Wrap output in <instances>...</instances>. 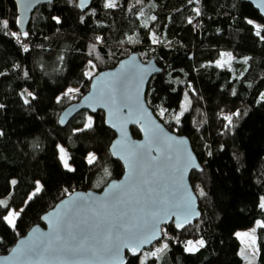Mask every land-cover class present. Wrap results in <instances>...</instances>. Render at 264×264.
Returning <instances> with one entry per match:
<instances>
[{
    "label": "trees",
    "instance_id": "16d2710c",
    "mask_svg": "<svg viewBox=\"0 0 264 264\" xmlns=\"http://www.w3.org/2000/svg\"><path fill=\"white\" fill-rule=\"evenodd\" d=\"M115 3L116 7L108 9L105 0H95L82 13L78 0H54L39 7L22 31L16 23V1L0 0V21L9 25L4 29L0 24V199L17 211L24 208L16 231L0 220V256L7 255L33 227H44L42 217L68 193H100L123 176L122 164L110 153L116 135L106 126L103 112H83L65 126L59 119L89 92L92 79L84 75L91 70L89 60L96 65V76L136 53L162 69L147 87L148 106L169 131L189 139L202 168L190 177L198 193L201 219L182 232L174 225L165 228L168 236L162 241L169 249L158 260L150 258L148 264H247L235 234L264 221V210L259 207L264 197V101L260 99L264 42L247 20L259 25L264 20L241 0ZM12 32H27L28 37L21 35L18 41ZM129 37L136 42H129ZM25 45L28 52L23 50ZM222 52L235 57L231 71L215 66ZM246 57L250 59L245 64ZM68 88L79 92L66 96ZM185 92L190 103L177 125L173 116L181 110ZM161 108L168 110L164 118L159 115ZM236 112L240 115H233ZM88 116L93 117V128L74 134ZM224 116H232L231 125ZM132 135L141 138L136 128ZM58 145L71 157L74 172L64 169ZM89 153L98 158L93 165L87 163ZM12 180L17 183L12 185ZM36 181L44 186L43 191L29 201ZM7 211L0 208V216ZM200 239L205 247L194 254L185 252L187 241ZM256 240L259 254L252 264H264V229L257 228ZM127 262L139 264L130 254Z\"/></svg>",
    "mask_w": 264,
    "mask_h": 264
},
{
    "label": "snow or ice",
    "instance_id": "6c2138e0",
    "mask_svg": "<svg viewBox=\"0 0 264 264\" xmlns=\"http://www.w3.org/2000/svg\"><path fill=\"white\" fill-rule=\"evenodd\" d=\"M190 2H197V0H190ZM88 3L89 0H80L79 7L81 10L87 7ZM24 7L25 10H30L34 7L33 0H24ZM104 7L108 9L116 7L115 0H105ZM194 11L198 16L200 15L198 8L194 9ZM53 19L57 24L61 23L59 17H53ZM81 22L83 23V17ZM16 23L21 27L23 25V21L20 19H17ZM188 23L191 24L192 20L189 19ZM247 23L252 25L255 30L254 35L259 41L264 42V25H259L251 19L247 20ZM0 24H2L4 29L9 27L6 20L0 21ZM21 35L25 39L28 37L27 32L11 33V36L18 41ZM96 40L101 42L102 37L98 36ZM129 42L134 43L136 41L129 37ZM152 42L156 43L157 41L153 38ZM91 48L94 51L95 45H92ZM23 50L28 52L29 48L25 45ZM89 54L91 55V52ZM96 58L100 59L99 56ZM61 59L63 58L61 57ZM234 59L235 57L231 52H222L215 66L217 68L227 66L228 70L231 71V63ZM249 59L250 57H246L243 63L246 64ZM88 67L91 70L86 71L84 75L91 80L95 76L96 65L89 60ZM129 67H135L139 73V83L134 94H130L127 90ZM149 72L150 69L140 68L136 65L133 57L129 66H122L121 72L107 74L102 79L97 77V84L93 86L95 89L94 94L90 98H86L99 103L101 107H108L109 119L107 123L121 133V139L113 145V155H117L118 152L122 153L120 159L124 161L127 169L124 182L113 183L105 191L102 198L93 197L91 193L87 195L76 193L73 197L65 189L64 191L68 193L70 199L64 203V210L56 212L51 218L43 217L49 222V232L43 233L39 229H34L33 235L27 240H22L19 247L13 250V259L18 264H26L33 258L36 259L37 264L46 258L57 261L59 264H85V261L97 262V264H128L123 255L125 249L132 257L139 260V264H148L150 258L158 260V254H163L169 249V244L163 243L155 251H142L145 245L161 239V233H163L164 237L168 236V232L161 228V224L169 223L171 217L174 216L176 219L172 222L177 230H181L185 228L186 224L191 223L192 216L199 215L194 208V196L189 195L187 198L181 196L179 200L169 202L166 197L161 196L153 187H150L153 182L145 178L150 168L160 159V156L152 157V151L160 152L161 144H166L168 148H171L172 137L163 133L159 125H154L141 126V131L145 135L147 144H135L128 139L127 124H139L143 119L142 112L146 111L143 109L141 102L140 89L144 83V75ZM27 75L28 73L25 72V76ZM78 92L79 89L68 88L64 95L71 97ZM232 94H236L235 90H233ZM28 95L35 99V96L31 93H28ZM184 97L185 101L181 103V110L174 113L173 116L177 125L180 124L181 117L188 110V103H190L187 92H185ZM260 99L264 101V93H261ZM59 100L60 98H58L57 102ZM24 103H29L28 99H25ZM95 103L89 105L92 111L96 110ZM0 107H3V105H0ZM125 110H127V118H121L120 114L125 112ZM134 111L141 113L139 118H132ZM167 111V109L161 108L159 111L160 117L164 118ZM233 115L239 116L240 113L236 112ZM223 119L228 122V125H231L232 116H224ZM93 126V117L88 116L84 127L74 130V134L90 130ZM174 143L183 145L186 141L176 140ZM57 149L58 158L62 162L64 169L68 172H74L75 168L69 163L71 157L65 148L58 145ZM86 159L89 165H93L98 158L94 153H89ZM185 159L186 163L183 166H171V171L173 174H178L179 179H183L189 167L199 168L190 152L186 153ZM166 160L170 161L172 157L167 156ZM177 164H179V157ZM104 172L105 175H110L107 169H104ZM151 175L155 176L156 173L153 171ZM16 183L15 180L11 181L12 185ZM43 187L40 181H36L35 190L29 195L28 200L31 201L36 195L40 194L43 191ZM200 195H204L202 189L200 190ZM133 203L139 207L129 211V206ZM259 207L264 210V197L260 198ZM0 208L8 210L7 214L0 216V220L13 231H16L17 221L20 219L24 208L19 209V211L12 209L6 199H0ZM257 228L264 229V221H256L255 227L250 232H237L235 234L238 239H241L242 243L245 240L249 242L247 250L252 256L259 252L255 235ZM203 247H205L203 239L196 242L189 240L184 245V250L187 253L194 254ZM245 258L247 259V257ZM249 264H252V261H249Z\"/></svg>",
    "mask_w": 264,
    "mask_h": 264
},
{
    "label": "water",
    "instance_id": "95a60500",
    "mask_svg": "<svg viewBox=\"0 0 264 264\" xmlns=\"http://www.w3.org/2000/svg\"><path fill=\"white\" fill-rule=\"evenodd\" d=\"M15 1H16L17 8H18L19 19L23 21V25H22V27L20 26V28L22 31H25L27 26L29 25L35 11L41 6L53 3L54 0H33L34 7H32L30 10H25L24 0H15ZM67 1H72V0H67ZM94 1L95 0H89L87 7H85L83 10H81V8L79 7L80 11L82 13L87 12L90 9V7L92 6ZM241 1L243 3H247V4L251 5L260 14L261 18L264 20V0H241ZM79 4H80V0H78V6H79ZM258 5H260V7H258ZM133 57L135 58V64L136 65H138L140 68L150 69V72L148 74L144 75V83L140 89L141 102L143 105V109H145L146 111L142 112L143 119L140 121L139 124H137V123H128L127 124V126H126L127 136H128V139L135 144H147L148 142L145 138L144 133L141 131V126L148 127V126L159 125V127L163 130V133H166L167 136L172 137L173 143H172L171 148H168L166 144H161L160 145V149H161L160 152H157L155 150L152 151V157L160 156V159L157 160L155 165H153L150 168V171L146 175L145 178L151 180L153 183L150 185V187H153L156 190V192H159L161 194V196L166 197L169 202L179 200L181 198V196H183L185 198H187L189 195L195 197L193 204H194L195 211L198 212L199 215L191 217V223L186 224V226L184 228V229H186L190 226H193L197 221H199L201 219V216H202L201 211H200L198 193H197V191L194 190V187L192 186L191 181H190L191 174L193 172H202V168H201V165L199 163V160H198L196 154L193 151V148H192V145H191L189 139L185 136H180V135H177V134L169 131L165 127V125L156 117V115L153 113V111L148 106V104L146 102L147 87H148L150 81L152 80V78L154 76L162 73V69L159 68V66L156 64V62L154 60H151L149 62H145L136 53L131 54L129 57L122 60L115 68H112L110 70L101 71L96 76H94L92 81H91L89 92L79 102L72 104L71 106L67 107L60 116V119H59L60 123L63 126H65L73 118H75L76 116H78L79 114H81L83 112H88L92 115H95L98 112H103L105 114L106 126L109 129H111L116 135V138L110 147V153H111L113 159L116 161H119L124 168L123 176L118 180L111 181L105 187V189L102 192H100V193L93 192V191L75 192V193H72V195L74 197L76 193H80V194H84V195L91 193L93 197L102 198L104 196L105 191L108 190L113 183H122L125 180V177L127 175V169L125 167L124 161L122 159H120V155H122V153L118 152L117 155H113V151H114L113 145L118 140L121 139V133L116 128L111 127L109 123H107V121L109 119V115H108L109 108L108 107H101L99 103H95L94 101H92L90 99H86V98H90L94 94L95 89L93 86L95 84H97V77L102 79L107 74H113V73L121 72L122 66H129L131 64ZM138 83H139L138 70L135 67H129V79L127 82V90L130 94L135 93V89H136ZM92 103H95V109H96L95 111H92V108L89 107V105ZM109 107H111V106H109ZM140 115H141V113L134 111L132 118L137 119V118H139ZM120 117L121 118H127V110H125V112L121 113ZM132 128H136L139 130V132L141 134L140 139H135L133 137ZM176 140H184V141H186V143L183 145H177L176 143H174V141H176ZM154 148H155V146H154ZM187 152H190L191 156L195 158V162L197 165H199V168L189 167L188 171L184 174L183 179H179L178 174H173V172L171 171V166L172 165H176L177 167L183 166L186 163L185 156H186ZM167 156H171L172 160H170V161L166 160ZM178 157H179V164H177ZM149 162H150V160H149ZM153 171L156 173L155 176L151 175V173ZM69 199H70V197L67 196L65 199L60 201L53 209H51L48 213H46L43 217L47 216V217L51 218L52 215L55 214L56 212H62L64 210V203L66 201H68ZM138 207H139L138 205L133 203L132 205L129 206V211H131L133 209H138ZM43 217H42V223H43L44 227L39 226V225L33 227L24 237H22L21 239H19L17 241L16 245L13 247V249L7 255L0 256V264H18V262L13 259V256H14L13 250L19 247L22 240H27L28 238H30L33 235L34 229H39L40 232H43V233L49 232V230H50L49 229V222L47 220L43 219ZM175 219H176V217H174V216L171 217V221L169 223L161 224V228L165 229V228L169 227L170 225H174V223L172 221H175ZM181 219H183V217H181ZM184 229H181V230L176 229V230L179 232H182ZM163 239H164V236H163V233H161V239L154 240L151 244L145 245L142 251L143 252L149 251L156 244L162 242ZM127 254H129V253L125 249L123 255H124V258L126 261H127ZM26 264H37V261L35 258H33L32 260L26 262ZM38 264H59V262L52 261V260H49L46 258L44 260L39 261ZM85 264H97V262L85 261Z\"/></svg>",
    "mask_w": 264,
    "mask_h": 264
},
{
    "label": "rangeland",
    "instance_id": "374dc122",
    "mask_svg": "<svg viewBox=\"0 0 264 264\" xmlns=\"http://www.w3.org/2000/svg\"><path fill=\"white\" fill-rule=\"evenodd\" d=\"M115 2H116V0H115ZM226 59V58H225ZM235 61V59L233 60V62ZM232 62V63H233ZM231 63V64H232ZM227 67V66H226ZM61 146V145H60ZM63 147V146H62ZM66 150V149H65ZM70 163V162H69ZM71 165V164H70ZM72 166V165H71ZM259 221H261V220H259ZM256 224V223H255ZM255 224L251 227V228H248L247 230H240V231H238V232H250L254 227H255ZM255 235H256V233H255ZM239 241H240V243H241V245L243 246V248H244V252H242L241 253V256L246 260L245 262L247 263V264H249V261H252L253 262V259H254V257H257L258 256V254H259V252L255 255V256H252L249 252H248V241L247 240H245L243 243L241 242V239H238ZM193 242H196V241H193ZM163 243H167L166 241H162V242H160L159 244H157V245H155L154 246V248L152 249V251H155L156 250V248L157 247H161L162 245H163ZM256 246L258 247V244H257V240H256ZM248 254L249 255H251V257L252 258H248ZM158 255H161V254H158ZM245 257H247V259L245 258Z\"/></svg>",
    "mask_w": 264,
    "mask_h": 264
}]
</instances>
